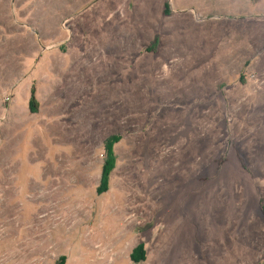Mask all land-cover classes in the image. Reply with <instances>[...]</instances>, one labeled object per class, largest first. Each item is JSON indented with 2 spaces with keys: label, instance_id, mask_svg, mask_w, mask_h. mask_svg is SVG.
Listing matches in <instances>:
<instances>
[{
  "label": "rangeland",
  "instance_id": "obj_1",
  "mask_svg": "<svg viewBox=\"0 0 264 264\" xmlns=\"http://www.w3.org/2000/svg\"><path fill=\"white\" fill-rule=\"evenodd\" d=\"M0 264H264V0H0Z\"/></svg>",
  "mask_w": 264,
  "mask_h": 264
},
{
  "label": "trees",
  "instance_id": "obj_2",
  "mask_svg": "<svg viewBox=\"0 0 264 264\" xmlns=\"http://www.w3.org/2000/svg\"><path fill=\"white\" fill-rule=\"evenodd\" d=\"M105 154L103 156V163H102V170H101V179L102 182H106L108 175L114 169L116 159L113 156L112 152L110 151V146H105Z\"/></svg>",
  "mask_w": 264,
  "mask_h": 264
}]
</instances>
